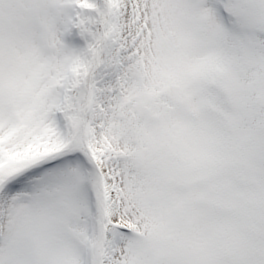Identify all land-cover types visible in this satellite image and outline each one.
I'll return each mask as SVG.
<instances>
[{"label":"snow or ice","instance_id":"6c2138e0","mask_svg":"<svg viewBox=\"0 0 264 264\" xmlns=\"http://www.w3.org/2000/svg\"><path fill=\"white\" fill-rule=\"evenodd\" d=\"M0 264H264V0H0Z\"/></svg>","mask_w":264,"mask_h":264}]
</instances>
